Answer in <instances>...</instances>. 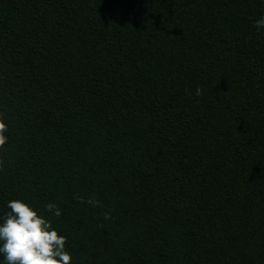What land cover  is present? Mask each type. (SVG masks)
<instances>
[{
	"label": "trees",
	"instance_id": "16d2710c",
	"mask_svg": "<svg viewBox=\"0 0 264 264\" xmlns=\"http://www.w3.org/2000/svg\"><path fill=\"white\" fill-rule=\"evenodd\" d=\"M261 15L0 0V216L32 205L70 264H264Z\"/></svg>",
	"mask_w": 264,
	"mask_h": 264
},
{
	"label": "clouds",
	"instance_id": "9594fccd",
	"mask_svg": "<svg viewBox=\"0 0 264 264\" xmlns=\"http://www.w3.org/2000/svg\"><path fill=\"white\" fill-rule=\"evenodd\" d=\"M255 27L264 28V15L255 21ZM199 87L195 95L199 96ZM5 124L0 122V146L4 145ZM89 203H92L90 200ZM46 210L59 216L53 203ZM9 210L0 216V264H70L71 256L65 248L66 237L58 235L50 221L21 199L9 200Z\"/></svg>",
	"mask_w": 264,
	"mask_h": 264
}]
</instances>
